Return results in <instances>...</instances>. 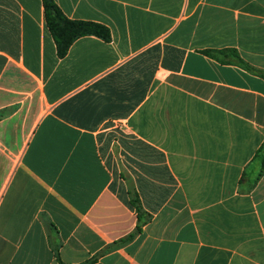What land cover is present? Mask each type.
<instances>
[{"label":"crops","instance_id":"1","mask_svg":"<svg viewBox=\"0 0 264 264\" xmlns=\"http://www.w3.org/2000/svg\"><path fill=\"white\" fill-rule=\"evenodd\" d=\"M54 2L111 40L0 0V264H264V0Z\"/></svg>","mask_w":264,"mask_h":264},{"label":"trees","instance_id":"2","mask_svg":"<svg viewBox=\"0 0 264 264\" xmlns=\"http://www.w3.org/2000/svg\"><path fill=\"white\" fill-rule=\"evenodd\" d=\"M42 1L45 9L46 24L49 32L54 38L57 47V55L60 59L64 58L68 54L72 44L80 38L95 36L101 38L106 42H109L111 40L110 30L104 25L94 22L71 20L64 15V13L54 2V0ZM215 52L228 58H233L234 62H237L250 69V67L238 55L237 51L233 49ZM205 53L207 55L213 56V53L211 51ZM257 157L261 162V172L259 175V178H261L264 174V143L259 149ZM131 204L137 212V227L133 233L116 243V245H123L134 240L138 235L142 233L144 226L148 222V216L145 215L137 197L132 198ZM59 264L64 263L59 262Z\"/></svg>","mask_w":264,"mask_h":264}]
</instances>
